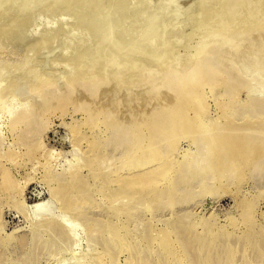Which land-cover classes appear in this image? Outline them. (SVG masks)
Returning <instances> with one entry per match:
<instances>
[{
    "label": "rangeland",
    "instance_id": "1",
    "mask_svg": "<svg viewBox=\"0 0 264 264\" xmlns=\"http://www.w3.org/2000/svg\"><path fill=\"white\" fill-rule=\"evenodd\" d=\"M82 1L73 0L71 4L61 5L63 1L59 0H0V264H10V259L23 257L26 246H29L28 240L34 238L36 224L57 217H65L66 224L74 228L73 233L76 232L72 236H76L65 237L64 250L60 244V249L55 247L56 252L47 251V255L52 253L49 255L51 264H127L125 261L133 259L136 252L139 255L142 249L146 252L141 253L145 260L142 264H151V259H158L161 251L156 245L158 251L148 256V240L144 237L149 228L144 224L149 222L155 227V234L173 224L178 227L180 223L200 224L199 228L211 227L216 231L218 238L211 242L217 246L213 245L212 253L204 254L195 248L188 256L183 252L184 264H208V259H215V264H264V169L246 176L214 180L195 177L176 189L175 196L160 197L153 203L144 200L134 206L125 196L112 197L121 185L110 181V177L108 180L118 185H105L108 181L104 182L94 172L98 167L100 172L105 170L108 175L125 168L131 153L130 144L122 143L120 134L114 138L112 130L101 132L98 128L101 139L98 152L102 155H98L95 166L89 164L92 154L88 140H84L95 137L93 134L97 132L91 133L88 126L80 124L85 109L78 107L87 100L86 108L94 107L96 103L93 114L99 108L102 111L108 108L109 113L115 111L118 120L130 115V118L136 117L148 139L151 129L144 123L152 118L146 112H159L163 104L176 100L174 88L173 91L170 88L176 83L173 78L188 72L199 48L206 50L214 38L218 41L214 53L208 56H224L225 62H219L218 67L232 69L236 77L241 75L240 78L247 82L241 80V83L248 89H256V97L264 98V0H96L97 4L89 2L88 6H83ZM12 2L16 12L7 14L6 9L12 6ZM23 13L29 16L27 24L19 21L25 16ZM231 45L233 49L229 47ZM70 83L73 88L68 86ZM246 90L240 91V101L247 99ZM207 91L205 88L208 98L206 113L210 118L215 114L216 105L213 95ZM23 107L39 111L28 127L16 122L19 119L17 112ZM262 120L264 118H259L253 127L262 130ZM25 128L28 130L24 131ZM78 133L85 135L84 139L78 140ZM167 136L170 141L167 139L164 148H173L175 144L177 149L171 157L174 161L182 160L189 143L177 130ZM78 171L83 181L72 192L75 198L81 190H89V193L85 192L88 197H82L85 203L80 201V211L75 213L70 212L67 200L58 189L61 191L66 185L64 181ZM58 175H62L60 179ZM116 210L130 213H122L121 220H125L126 225L130 223L127 230L130 228L129 234H134L130 237L142 244L137 245L129 236L134 248L128 247L131 243L123 249L116 242H109L114 238L107 234L108 226H103L114 219L111 213ZM128 216L132 220H128ZM103 229H107L106 232ZM247 231L252 236L243 240L241 236ZM102 234L109 237L108 242ZM44 238L48 237L45 235ZM142 239L145 241L140 242ZM257 242H261L260 245ZM135 246H140V250ZM113 250L117 261H113ZM191 255L196 256L194 260Z\"/></svg>",
    "mask_w": 264,
    "mask_h": 264
},
{
    "label": "bare ground",
    "instance_id": "2",
    "mask_svg": "<svg viewBox=\"0 0 264 264\" xmlns=\"http://www.w3.org/2000/svg\"><path fill=\"white\" fill-rule=\"evenodd\" d=\"M62 1L59 0V2H62L61 5H63V3L64 4H71V2H73V0H62ZM80 1H82V0H80ZM89 2H90V4H92V3L97 4L98 3V2H96V0H89ZM89 2L88 1H82L80 3L83 4V6H84L85 4L87 5ZM13 3L14 2L11 3L12 6H10L9 8L6 9L7 14H14L16 12L15 8H14L15 6L13 5ZM44 3H42L41 5H43ZM99 3H101V2L99 1ZM58 5L61 6L60 3H58ZM16 7H17V5H16ZM261 15L263 16V14H261ZM83 19H85V18H83ZM87 19H88V17L86 18V20ZM257 19H259V18H257ZM19 21L21 23L27 24L26 22L29 21V16L25 15ZM261 21H263V19H261ZM262 23H260V24H262ZM254 24L255 23H253V25ZM250 26L253 29L252 25H250ZM233 32H236V31L234 30ZM220 33H222V32H220ZM240 37H241V35H240ZM216 41H218V39L214 38L212 41V44L210 46H206L207 47L206 50L205 49L202 50L204 47L199 48L200 50L198 49L199 51H197V55L194 58L195 62L192 65V67L190 66L191 68L188 69L189 71L187 70L188 72H186L185 74H182V75H178V76L175 75L176 73L174 74L175 76H177V77L173 78V80H176V83L173 80H170V82L173 81L175 83V85L174 86L171 85L172 87H170V88H172V91L174 88L173 92H174V94H176V100L173 103L163 104L160 107V110L157 109V110H159V112H152V111L146 112L147 115H150L149 118H152L150 121H148L147 124L144 123V126L146 125L147 128L151 129V131L149 132L151 134H150L148 139H146V137H148V136H144L145 133L142 132V128H141V126H139L140 124H139V121L137 120L136 117H135L136 119L133 116H132V118H130L131 115L127 114L130 116L129 117L127 116V118L124 117L125 119L123 118V120H121V119L118 120L115 118V111L112 110V112L109 113L108 108L102 111V110H100L101 108H99V107H96V108H99L100 111L97 109L98 111L95 113L96 114L95 115L93 113L95 112L94 109H95L96 103H95L94 107L92 105H90L91 107L89 106L87 108H86L87 100H86V102H81L79 104L78 107L85 109V111H84L85 117H84L83 122L80 124L81 125L83 124V126L86 125V128L88 126L92 130L91 133H94V131L97 132V134H93V135H95V137H93L91 139H85L84 140L85 142H87L86 140H88V142H89L88 147H90L89 149H90L91 154H92V157L90 159L91 162L89 164H91L92 166H95L94 162L97 160L98 155H100V154L102 155V153L98 152L101 148L100 147L101 139H100V136L98 134V132H99L98 128L101 129L100 130L101 132L107 131V130H112L114 138L120 134L123 138L122 143L125 142V143L130 144L129 150L131 149V153L128 154L129 159L127 160V163L125 165L126 167L124 166L125 168H123V169L119 168L121 170H117L115 173L109 172L110 174L116 175L115 178H112V176H110V174H108V175L105 174L106 173L105 170L100 172L97 169L98 167L95 168L94 172L99 176V178L100 177H101V179L103 178L104 182L108 181V182H105V185L111 184L112 182H110V181H112V180H113V182L116 181L119 185H121V186H119V189H116V190H118L117 192L114 191L115 193H113V194H115V195L112 194V197H114V196L115 197L125 196L128 198L129 202L132 203L134 206L138 205L139 203H142V201L144 203V200L145 201L147 200V201L153 203L156 200L160 199V197H161V199H163L164 197L169 198V197L175 196L176 195V189L179 190L180 188H182L181 185L188 183L189 181L190 182L193 181L192 179L195 177H201L203 180L204 179H209V180L213 179L214 180L217 178H226V177L237 176V175L246 176L248 174H252L253 172H256L257 170H259L258 172H260L261 169H264V120L260 121V123L263 125L262 130H259V129H256L255 127H253L254 123L259 122L258 121L259 118H264V98H262V97L260 98L259 96L256 97V95H255L256 89H254L253 87L252 88L254 90L252 88L248 89V87H246L244 84H242V83H247V82H244V80L242 78H240L241 75L239 77H236L235 75L232 74V71H233L232 69H230L228 67L224 68L223 65H222L223 66L222 68H220L221 66L218 67L217 64L219 62H221V61L225 62L224 60H226V58L224 56H221V57L219 56V57H214V58H210L211 56H208V55H210V53H212L215 50V49L213 50V48L215 47ZM233 46H234V44H233ZM233 46L231 45L229 47L231 49H233L234 48ZM192 47L189 46V48H192ZM229 47H228V49H230ZM219 51H221V50H219ZM220 55H224V54H220ZM212 56H214V54H212ZM226 56L231 57V55L230 56L226 55ZM73 57H75V56H73ZM76 59H78V58H76ZM165 60L163 62H165ZM227 61H229V60H227ZM229 65H231V64L229 63ZM187 66H188V64H187ZM231 66L233 67V65H231ZM100 69H102V68H100ZM178 74H180V73H178ZM87 76H88V74H87ZM75 77L73 79H75ZM77 77H79V76H77ZM239 78H240V81H238ZM163 79H165V78H163ZM168 79H170V78H168ZM75 80H77V79H75ZM241 80H242V83H241ZM246 85H248V84H246ZM68 86L73 88L71 83ZM95 88H97V87H95ZM205 88L208 89L207 92L210 93V96L213 95L214 98L213 97L212 98L214 99V102L216 105L215 114H214V116H211L210 118L206 113L207 109H208V98L205 94ZM244 88L247 89L246 91L248 93V96H247L246 100L240 101L239 100V94H240V91ZM89 89H93V88H89ZM115 103H117V102L115 101ZM97 106H99V105H97ZM107 106H109V105H107ZM105 108H106V106H105ZM15 111H17V110H15ZM129 111H131V110L129 109ZM38 112H39L38 110H35V109L30 110V108L27 109V108L23 107L20 111L17 112L18 113L17 116H19V119H17L18 121H16V120L15 121L17 123H21V125L25 124L28 127L33 122V119L35 118L34 115H37ZM73 113H74V111H73ZM124 115L126 116V114H124ZM16 118H18V117H16ZM256 119H258V120H256ZM13 125H15V124H13ZM144 128H146V127H144ZM78 129H79V131L83 130V129L81 130V128H78ZM27 130L28 129H26L24 131H27ZM176 130L179 131L182 135L181 137L185 138L187 140V142L189 143L188 150L183 154V158L180 161H178V160L174 161L171 157L172 153L174 152V149L175 150L177 149V146H175V144H174L173 148L169 147V149H167V150H166V148H164V147H166V142H168V140H169L168 139L169 136H167V134L169 132L171 133L172 131H176ZM77 135L79 136V137H77L78 140L81 138L84 139L85 135H83V134L80 135V133H78ZM91 136H89V137H91ZM116 139H119V138H116ZM24 144H26V143H24ZM164 150H165V152L166 151L167 152L165 153ZM99 157L101 159L102 156H99ZM8 158H10V157H8ZM80 163H82V162H80ZM77 164H79V163H77ZM82 165H80V166L82 167ZM96 165H97V163H96ZM77 168H79V170L81 169L80 167H77ZM99 169H101V168H99ZM194 169H195V172H194ZM70 171H69V173H70ZM72 171H76V169L75 170L73 169ZM78 173H79V171L75 174H71L70 178L69 179L67 178L68 180L64 181V182H66V185L63 184L64 186H63L62 190L60 191L58 189V191L60 193L61 192L63 193L65 199L67 200L66 203L70 209V212L75 211V213L77 212V210L80 209V206H79L81 204L80 201L84 202V200H82V199L83 198L85 199L86 197H88V195L86 196L85 192L88 191L87 193H89V190L82 191L81 189H79V190H81V194H78V197L75 198L74 193L72 191H74V189L80 183L81 180L83 181V178H81V176ZM8 174L6 173V175H8ZM62 175H58L59 176L58 178L60 179V177ZM91 175H93V174H91ZM95 177H96V175H95ZM109 177H110V179H109ZM2 178L4 179V177H2ZM8 179L9 178H7V180ZM9 180H11V179H9ZM87 180H89V179H87ZM6 183H8V182H6ZM117 183H112V184H117ZM177 184H179V185H177ZM188 185H186V186L188 187ZM186 186H183V188ZM190 187L191 186H189V188ZM105 189H107V188H105ZM107 191H108V189H107ZM111 191H112V189H111ZM110 195L111 194H109V196ZM64 197H61V198H64ZM125 197H123V198H125ZM108 200H111V198L109 197ZM115 200L116 199H114V201ZM86 202H89V201H86ZM111 203H112V201H111ZM64 205H65V203H64ZM141 206H143V205H141ZM91 207H93V206H91ZM66 212H69V211L66 210ZM126 212H127V210H125V211H122V210L121 211L120 210L112 211L111 214H113L112 218H114V219H112V220L108 219L111 221L108 222V224H104V226H103V227H105V225L108 226L109 231H107V232H109V233H107V234L111 235L112 236L111 238H114V240L112 239L109 242H111V243H112V241H113V243L116 242L117 244L116 243L115 244L119 245L120 247L123 246L122 247L123 249H124V247L130 245V243H131L130 239H128V236L130 237L131 235L132 236L134 235V234H131V235L129 234L128 231L131 230L130 228H129V230H127V228L130 227V226L127 227V225H129L130 223L129 224L127 223V225H126V223L124 222L125 220L124 221L121 220V218H122L121 214L122 213H125V215L126 214L130 215V213H126ZM84 215H85V213H84ZM79 216H81V215H79ZM53 218H55V217L53 216ZM79 218L80 217H78V219ZM128 218H130V217L128 216ZM91 219H92V217H91ZM82 220L85 221V219H82ZM102 220H104V219H102ZM105 220H107V219H105ZM128 220H132V218H130ZM42 221H44V220H42ZM65 221H66L65 217H61V218L57 217L55 219H50L48 221H44V222H40L39 224H36V228H35L36 231L33 233L34 238H33V240H28V244L30 247L26 246L27 250L24 251L25 254L23 255V257L20 256L17 258V260H14L12 258L13 260L10 259L11 262L9 260H7V262L9 261L10 264H51L50 260H52V259L50 258L51 256H49V255L52 253H49V255H47V251L48 250L50 251L51 249H52V251H54L56 246H57V248L60 249V247H58V245H60V244H62V245H60L61 249H62L63 245L67 244V243H65L67 241L66 238L67 237L69 238L70 236H72V234L76 233V232L73 233L75 231V230L73 231L74 228L68 226L66 224L67 222H65ZM182 223H183V221H182ZM87 224L89 225L90 223H87ZM144 225H146L149 228V231L147 233H145V237H144L146 240H148V241H146L148 244L147 245L148 248L146 247L147 248L146 251L149 252L148 256H150V255L152 256L153 252L155 253V251H158V248H160V251L162 252V253L159 252L160 254H159L158 259H156V258H155L156 260L151 259V260H153L151 264H184L185 259H183V256L181 255L183 252L185 254H187L186 256H188L189 253L192 254V252H193V251H191V249L195 248L196 250L197 249L202 250L204 252V254L206 252L212 253L213 245L217 246V244H214L215 242L213 243V242H211V240H216L218 238L217 237L218 234L215 233L216 231H213V229L211 227H208L205 229L204 227L199 228L200 224L197 226H194V225L190 226L188 224L185 225L184 223L183 224L180 223V225L178 227L175 226L177 224H173V225H170L171 226L170 228H164L163 230L160 229L159 232L156 231L157 233L155 234L154 233L155 227L153 228V226L150 222L148 223V225L147 224H144ZM107 226H106V228H107ZM136 226H138V225L136 224ZM182 226H184V227L182 228ZM134 227H135V225H134ZM176 227H177V229H176ZM252 227H254V226H252ZM184 229H186V230H184ZM199 229H201V230H199ZM92 230H93V228H92ZM105 230H107V229H105ZM141 233H143V231H141ZM104 234H102L101 236L103 237ZM107 234H105V235H107ZM136 234H137V232H136ZM45 235L48 237L47 239L44 238ZM249 235H251V233L247 231L244 233V235L241 236V238H243V240H244V238H247ZM74 236H76V235H74ZM74 236H72V237L74 238ZM140 236H142V235H140ZM257 237H259V236H257ZM99 238H101V237H99ZM103 238H106L105 240H107V242H108V238H109L108 236L103 237ZM130 238L132 239L133 237H130ZM138 238L140 239L139 236H138ZM261 238H263V237H261ZM61 239H63V240H61ZM139 239H138V241H139ZM132 240L136 243V241H135L136 239H132ZM258 240H260V239L258 238ZM141 241H145V240L142 239V240H140V242ZM263 241H264V239H263ZM19 242H21V241H19ZM32 242H34L35 246L33 245ZM87 242H89V240ZM103 243H106V242H103ZM144 243L145 242H143V245H146V243L145 244ZM178 243H179V246H178ZM254 243H255V241H254ZM259 243H261V242H257V244H259ZM139 244H142V243H139ZM139 244H137V245H139ZM220 244H222V242H220ZM220 244H218V245H220ZM24 245H26V244H24ZM108 245H110V243ZM156 245L158 248L156 247ZM104 246H105V244H104ZM132 246L133 245L131 243V245L128 247L134 248ZM136 246H135V248L137 250H140V248H139L140 246H138V247H136ZM261 246H259V247H261ZM98 247H100V243H99ZM110 247H111V245H110ZM104 248L105 247H103V249ZM107 248H109V247H107ZM43 249L46 251L44 252ZM244 249H245V247H244ZM62 250H64V249H62ZM114 250H116V249H114ZM142 250H140L141 252L139 251V253H140L139 255H137L138 252H136V254H135L136 256L133 259L130 258L131 260H129V261L127 260L125 262H127V264H142V260L145 262L143 257H141V255H142L141 253L145 252V251H142ZM199 250H198V252H201ZM215 250H216V252H218V250L216 248H215ZM228 250H229V248H228ZM108 251H107V253H108ZM54 252H56V251H54ZM114 252H115V256H114L115 259H113V258L112 259H113V261L114 260L117 261L116 251H114ZM132 252L134 253V251H132ZM107 253H105V255L108 256ZM262 253H264V252L262 251ZM63 254H64V251H63ZM111 254H113V253H111ZM121 254H119V255L121 256ZM196 254H197V252H196ZM201 254H203V253L201 252ZM144 255L145 254H143V256ZM100 257H103V256H100ZM191 257L193 259V257H196V256L191 255ZM197 257H199V256H197ZM231 257H232V255H231ZM53 258H55V257H53ZM112 259H110V260H112ZM102 260H100V261H102ZM206 261L208 262V264H210V262H212V261H214L213 264H215L217 262L215 259H213V260L208 259ZM200 262H201V260H200ZM113 263H115V262H113ZM191 263L194 264L193 262H191ZM229 263L232 264V262H229ZM4 264H6V262ZM205 264H206V262H205Z\"/></svg>",
    "mask_w": 264,
    "mask_h": 264
}]
</instances>
